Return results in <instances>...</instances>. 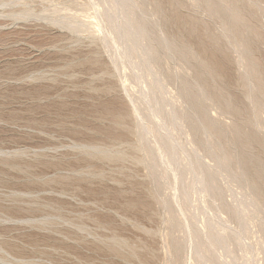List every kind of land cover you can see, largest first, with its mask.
Returning a JSON list of instances; mask_svg holds the SVG:
<instances>
[{"label": "rangeland", "instance_id": "1", "mask_svg": "<svg viewBox=\"0 0 264 264\" xmlns=\"http://www.w3.org/2000/svg\"><path fill=\"white\" fill-rule=\"evenodd\" d=\"M86 1L0 0V264H6L2 261L4 255L26 264H198L194 238L188 235L184 246L179 227H171L172 237L179 241L177 260L166 250L172 240L166 236L170 230L165 219L166 208L171 204L181 212L184 206L181 182L168 184L169 169L159 160L151 156L146 161L140 160L144 154L139 143L153 146L156 138L139 129L137 118L131 117L128 108L126 91L141 107L146 105L138 91L139 79L134 76L133 63L122 58L124 67L119 64L121 69L117 66L115 69L111 55H117L119 63L121 57L114 48L106 51L104 32L93 37L88 31L79 34L53 22L58 15L74 11L81 20L92 18L90 21L97 22L94 14L97 9L102 10L98 7L103 0L100 5L99 0H93L98 4L95 7L93 1ZM138 1L140 7L135 9V15L151 29L153 43L159 48L158 64L166 76L168 89L164 102L179 110L185 120L184 127L171 132L157 128L166 140H173L179 153L183 149L194 160L198 158L189 149V136L185 133L192 130L193 140L205 155L203 160L213 165L201 131H193L191 127L193 117L188 105L176 100L177 93L183 89L181 81L200 72V65L193 57L183 56L186 40L181 34L188 31L189 25L179 23L177 17L158 18L156 22L151 15L154 4L149 0ZM178 1L182 3L180 8L176 9L173 3L165 10H173L189 22L206 21L210 33L218 36L214 19L190 0ZM243 1L260 19L257 26L263 40L256 47L258 55L264 58V2L252 5L250 0ZM86 4L88 8L94 7L93 10L85 7ZM104 7L107 4L101 8ZM16 9L29 11L15 19L11 13ZM159 24L162 32L157 28ZM165 37L174 39L175 52L164 46ZM184 37L185 45L189 46V42L195 47L200 37L204 39L198 34ZM219 41L223 52L216 51L207 41L204 53L217 60L228 83L227 92L244 108L237 122L257 135L252 147L264 166V118H260L262 128L252 125L253 109L238 84L241 68L235 59L237 53L223 39ZM190 93L198 95L197 90ZM203 104L207 114L224 125L231 122V114L221 113L214 103ZM145 117L141 120L143 124L154 123L149 116ZM180 168L184 179L181 178L189 180L190 171L187 167ZM216 179L221 190L219 197L206 198L213 204L212 212L198 208L202 198L195 190L189 195L190 203L185 202L193 217L191 229L186 228L187 234L194 226L205 231L207 216L218 205L222 208L218 214L229 221V227L235 228L240 222L232 214L242 193L239 184L229 185L220 176ZM253 221L246 237L240 239V243L246 242L244 246L231 234L233 241L229 239V248L239 256L244 250H253L250 260L263 264L264 250L257 232L260 222ZM214 252L224 256L226 250L218 247ZM231 264L251 263L234 260Z\"/></svg>", "mask_w": 264, "mask_h": 264}, {"label": "bare ground", "instance_id": "2", "mask_svg": "<svg viewBox=\"0 0 264 264\" xmlns=\"http://www.w3.org/2000/svg\"><path fill=\"white\" fill-rule=\"evenodd\" d=\"M102 2L103 4H107V8H101L103 4L100 3V0L98 1L99 5L102 4L98 8L102 10L97 9V14H94L98 17V19H95L96 17L94 18L98 20L97 22L90 21L92 18L89 20L90 22L85 21L86 19L84 17L85 20H81L78 16L79 13L76 15L75 11L72 14H60L56 18H53V22L56 21L59 25L71 28L72 31L74 30L78 33L88 31V33L93 35L97 32H104L102 40L104 38L108 46L107 49L106 47L103 48L106 51L109 47L114 48L115 53L121 57L119 63L117 55L116 57L113 55L115 58L111 55L113 61H115V69L116 66L118 67L117 69L124 67L122 58L128 60V63H133L136 69L134 76L137 77V80L139 79V83H137L140 86L138 91L146 105L142 103L145 107H141L136 99L132 98L126 91L128 95L126 96L129 97L128 102L130 104H128V108L130 113H132L131 117L134 116L137 118L138 121L136 120V123H139L140 128L139 126L137 127L136 123L134 126L140 130L142 128L149 135L156 138L153 146H146L143 142L139 143V147L144 154V157L140 160L146 161L147 156L159 160L160 163H164L169 169L166 176L169 179V182L167 180L168 184L172 185L176 181L181 182L180 194L184 206L181 207V212L178 213L170 204L168 209L166 208L165 214L166 222L170 227L166 236H170L172 239L166 245L169 256L177 260L179 241H177L178 238L174 240L172 237L173 230L171 227H179L182 229L184 246L187 245L188 235L194 238L193 248L196 252L198 264H231L234 260H244L247 263L258 264L253 258L250 260V254L253 250L251 252L244 250L242 252L243 254L239 256L234 255L233 251L229 248L230 240H232L231 234L232 237L234 236L233 239L243 240V237H246L245 234L250 231V227L248 228V226L251 225L254 219H258L260 222V229L257 230L260 233L258 239L259 243L263 246H261L263 248L262 250H264V166L262 164L263 160L260 159L252 147L253 143L257 142V135L249 132L245 126L238 124L237 118L242 115L244 108L239 107L233 97L227 92L226 85L228 83L220 71L216 62L217 60L215 61L211 54L206 56L204 53L208 46L207 41L214 46L216 51L221 50L220 52H223V46L220 45L219 39H223L235 50L237 53V58L235 59L239 68H241V81L238 84L245 91V98L251 105L252 108H250L253 109V124H251L256 128H262L260 118H264V58L258 55V45L256 43L262 42L263 34L257 26V22L260 19L256 11L254 9L251 10L250 7L247 8L243 0H190L194 6H197L208 17L215 20V24L219 29L218 36H215L214 33H210L208 22L202 21L200 24L195 21L189 22L177 16L173 10L170 12L165 10L166 7L170 8L173 3H175L176 9L180 8L182 6L180 1L149 0L155 6L151 15L156 22H158V18L166 19L177 17L179 23L185 26L189 25L188 31L181 34L186 41L187 38L184 36L189 37L193 34H198L204 37V39L200 37L196 47L189 42V46L185 45L186 41L183 42V48L186 49L183 56L186 59L193 57L200 65V72L197 75L194 74L182 80L181 85L183 89L175 95L178 98L176 100L180 99V102L183 101L184 104L188 105L193 117V121L191 122L193 131H196V129L200 130V136L203 138L202 141L207 142L206 153L214 161L213 165H207L204 161L205 155L202 153V149L193 140L192 130H187L185 133L189 136L187 139L189 149L197 155L198 159L194 160L189 158L183 149L179 153L173 144V140H166L162 133L159 132V129L167 130L168 132L177 130L178 128L180 129L185 126V120L179 110L164 102L168 91L166 89V76L158 64L160 52L158 46L153 43V39L151 38V29L143 23L142 19L137 18L135 15V9L140 7V2L138 0H103ZM262 2L264 0H250V4L252 5ZM94 3V7L98 6L96 2ZM80 4L83 5L84 3ZM89 4L92 7V2ZM88 5L86 4L84 6L87 7ZM85 7H83L84 13L86 12ZM93 8L91 9L89 7L88 9L93 10ZM60 9L71 10L67 7H61ZM28 11L27 9H16L15 11L12 10L13 13L10 11L5 12H10L12 14L11 16L16 19L21 18ZM82 13L81 16H84ZM86 16L89 17L88 15ZM157 28L159 32H162L160 24L157 25ZM163 42L168 50L172 53L175 52L173 38L165 37ZM119 64H121L120 67ZM186 86H190L195 90H190ZM196 90L198 91L197 96L190 93ZM204 102L208 104L214 103L221 113L231 114V122L224 125L218 118L207 114L203 106ZM167 107L168 109H166ZM163 112L164 114L167 112L168 116L167 114L164 115ZM145 115L153 120L154 123L152 125L141 122V120L146 119ZM157 127L160 128L158 129ZM160 163L157 164L159 165ZM181 166L183 168L187 167V170L192 174L189 180H183ZM158 168H160V165ZM162 168L164 170L165 167ZM167 168L165 169L167 170ZM161 173L163 172L161 171ZM217 176L223 177L229 185L232 183L239 184L242 193L241 197L236 199V204L232 208V214H234V217L237 215L239 219L237 221L240 222L235 228L229 227V221L220 218L218 212L222 208L218 205L217 209L211 215L207 216L205 231L194 226V229L190 230L192 232L187 234L186 228L191 229L190 222L193 219L191 210L188 208L189 206H186L190 199V193L195 190L201 196L202 200L200 199L199 206L197 205L200 210L202 209L206 213L208 211L212 212L213 204L206 198L209 197L211 200H216V197H219L221 190L217 187ZM187 200L188 202H186ZM240 242L242 241L240 240ZM243 243L246 242L244 241ZM243 243H240V245H243ZM218 247H223L226 250L224 256L215 255L216 253L214 251ZM2 259L6 264H26L9 259L7 255H4Z\"/></svg>", "mask_w": 264, "mask_h": 264}]
</instances>
